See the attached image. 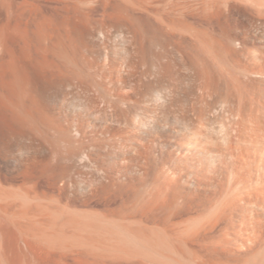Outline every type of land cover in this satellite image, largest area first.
<instances>
[{"label":"rangeland","instance_id":"374dc122","mask_svg":"<svg viewBox=\"0 0 264 264\" xmlns=\"http://www.w3.org/2000/svg\"><path fill=\"white\" fill-rule=\"evenodd\" d=\"M262 147L264 0H0V264H264Z\"/></svg>","mask_w":264,"mask_h":264},{"label":"bare ground","instance_id":"6f19581e","mask_svg":"<svg viewBox=\"0 0 264 264\" xmlns=\"http://www.w3.org/2000/svg\"><path fill=\"white\" fill-rule=\"evenodd\" d=\"M46 78V77H45ZM50 78H46V79H44V81H42V83H41V85L42 86H40L39 85V87H40V91H39V94L38 95H41V96H38V97H40V98H36L35 97V95H37V93L34 91V90H32L35 94L33 95L32 94V91H31V89H33V87L31 88L30 87V85H28V87H30L31 89L29 90V89H27V90H29L30 91V93L32 94H29V91L27 92V90L25 91V89H26V87H25V89H24V91L25 92H27V93H25L24 91V93H22V94H24V98L26 99L27 97L29 98V101H28V98L25 100V101H28L33 107H37V108H41L42 109V111L43 112H45V113H51L52 112V109H51V107L52 106H55V105H60V104H62V105H65L66 103H71V100H69V98H67V94H66V92H65V90L63 89L64 87V85H62L61 83H57V81L55 82L54 80L52 81V80H49ZM32 86V85H31ZM35 87L37 86V85H34ZM27 87V88H28ZM24 88V87H23ZM22 88H20V90H21ZM35 89V88H34ZM38 89V88H37ZM19 90V91H20ZM9 92H10V90H9ZM21 92V91H20ZM6 94H7V92H6ZM11 94V92L9 93V95ZM25 94H26V96H25ZM27 94H29L28 96H27ZM8 95V96H9ZM12 95V94H11ZM7 96V95H6ZM6 96H5V98H6ZM31 97V98H30ZM37 99V101L39 102V103H37V101H35V99ZM159 97V96H158ZM9 98V97H8ZM40 99V100H39ZM168 109L167 110H165V112H166V117H165V119L164 120H162L161 118H158L157 116H156V113L157 112H155L154 110H153V112H152V114H153V117L151 118V119H148V118H143V119H141L140 121H139V126H141V127H143L144 129H143V131H141V132H143V134L147 137V138H151V137H153L154 135H156V134H158L161 130H164V127H165V125H164V123H165V121H167L168 119H171V118H169L168 116ZM171 116V115H170ZM68 117V118H67ZM155 117V118H154ZM172 117V116H171ZM157 118H158V120H157ZM154 119H156V120H154ZM160 119V120H159ZM187 118L186 117H178V116H173V122L174 123H177V122H184L185 120H186ZM65 127H63L62 126V128L64 129V130H67V132H71V131H73V133H74V136H75V138H76V140H75V138L74 137H72V138H74V142H75V144H76V147H75V144H74V147H72V148H70L69 150H70V152H71V154L69 153V157L70 158H73V157H76V158H74V159H76L77 160V158H78V156H79V151H78V149L79 148H83L84 149V145L86 144V143H90L91 142V136H93V130H91L90 128H91V126H90V128H88L87 130H91L90 132L89 131H86L84 128H86V127H89V126H86V127H84V122L82 121V120H79V118L78 117H75V116H70V115H66V118H65ZM164 122V123H163ZM62 125V124H61ZM85 125H87V124H85ZM60 129H61V127H60ZM142 129V128H141ZM62 130V129H61ZM69 130V131H68ZM66 132V131H65ZM64 133V132H63ZM88 139V140H87ZM73 140V139H72ZM87 141H89V142H87ZM73 142V143H74ZM78 143V144H77ZM137 144V143H136ZM73 145V144H72ZM86 147H87V145H86ZM75 148V149H74ZM78 148V149H77ZM83 149H82V152L81 153H83L82 155H80V156H82V158L83 157H87L90 161L92 160V158H91V155L90 154H85V152L83 151ZM135 149V148H134ZM143 149H144V147H142L141 145H136V151L140 154V155H142V152H143ZM72 150V151H71ZM80 150V149H79ZM228 150H231L230 151V154L231 153H233V155H231V157L232 158H234L235 159V161L234 162H232V166H235V165H237V163H236V161H237V155H236V152H237V150H238V148L234 151V148L233 147H229L228 148ZM260 151V153H261V156H262V158H261V163H259L258 161H253V164L256 166V168H258V171H259V175H258V182H260L259 184H258V186H260V189L257 187L256 188V190H255V192L254 193H251V195H253L252 196V202L253 203H257L258 201L261 203V205L264 207V172H262V171H260L261 169L264 171V155L262 154V152L264 151V148L262 147L261 148V150H259ZM262 151V152H261ZM199 154V152H196V155L195 156H197V157H199L198 159L199 160H196V161H194V162H191V161H189L188 160V158L186 157V159H184L183 160V162H181V164L176 168V170H177V172H179V179H181V178H184V176H188L190 179H191V184L193 185V186H195V185H197L198 183L196 182V181H201L198 177H200V176H203V175H198L197 177L194 175V173L193 172H196V174L197 173H199V174H204L203 173V170L201 169V168H199L197 171H193V169H197V165L201 162V160L203 159L202 157L203 156H201V154L200 155H198ZM73 157H72V156ZM236 155V156H235ZM80 156H79V158H80ZM235 156V157H234ZM80 161V160H79ZM238 162V161H237ZM243 165H245V166H248L249 164H250V162L248 161V160H245L243 163H242ZM220 167H221V170H219V171H216L215 173H216V178H219L220 177V175H222L221 173H222V170H226V169H228L229 167H231V166H229L228 164H226L225 162H222L221 164H220ZM61 168H62V166H61ZM174 170V169H173ZM175 171V170H174ZM182 173H185V174H183L182 175ZM249 174L247 173V172H244L243 174H242V176L243 177H245V178H249V180L247 181L248 183H250V184H252V182H253V177L251 176V175H249ZM242 183V181H237V182H235V184L234 185H239V184H241ZM218 185V187H219V182H217V184H216V186ZM101 189H103V188H101ZM100 189V190H101ZM104 190H105V188H104ZM4 207H6V206H4ZM7 211H8V206H7ZM2 221V220H1ZM2 223V222H1ZM0 223V224H1Z\"/></svg>","mask_w":264,"mask_h":264}]
</instances>
